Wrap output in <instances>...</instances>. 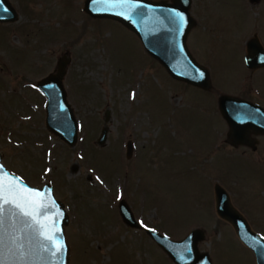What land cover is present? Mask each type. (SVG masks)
<instances>
[{"label":"rangeland","instance_id":"1","mask_svg":"<svg viewBox=\"0 0 264 264\" xmlns=\"http://www.w3.org/2000/svg\"><path fill=\"white\" fill-rule=\"evenodd\" d=\"M84 1L8 0L18 19L0 24L1 164L30 186H52L69 217L68 264H174L144 230L122 222L121 200L173 240L203 230L198 247L212 264H256L217 217L214 186L264 237V152L232 148L218 108L221 96L248 86L264 97V67L245 63L249 39L264 49V0H192L187 47L210 91L174 80L133 32L89 17ZM64 56L63 87L79 123L73 147L46 128V98L35 88Z\"/></svg>","mask_w":264,"mask_h":264},{"label":"water","instance_id":"2","mask_svg":"<svg viewBox=\"0 0 264 264\" xmlns=\"http://www.w3.org/2000/svg\"><path fill=\"white\" fill-rule=\"evenodd\" d=\"M257 1L250 0L251 3ZM191 5L192 0H85L83 10L93 19L114 20L133 32L146 53L174 80L210 91L212 84L208 71L194 60L187 47L188 34L196 24L190 14ZM5 8L6 12L0 11V23L15 22L18 14L14 7L8 0H0V10ZM179 16L184 17L182 27L178 26ZM246 47V66L249 69L264 67V49L257 38L249 39ZM69 62L68 57L59 58L55 72L41 79L35 88L46 98V128L67 146L73 147L78 140L79 123L63 87ZM218 108L229 128L228 143H247L250 131L264 134V108L230 96H221ZM107 121L108 113L105 123ZM107 132L105 125L96 140L99 147L105 145ZM132 150V143L127 142V158ZM0 180L8 186L10 199L15 196L19 200V190H24L25 196L34 201L33 204L24 205L32 215H21L22 223L15 232L18 243L25 245L24 251L32 256L36 264H68L69 246L64 229L69 217L63 203L54 197L52 186L46 183L37 188L26 184L6 170L1 164V155ZM214 198L217 217L233 227L238 240L252 252L256 264H264V237L250 228L246 219L232 205L227 191L218 184L214 186ZM118 212L127 227L144 229L174 264H212L208 253L201 252L198 247L205 238L203 230L194 229L183 239L173 240L153 229L144 228L134 218L125 200L119 202ZM25 232L28 239H25Z\"/></svg>","mask_w":264,"mask_h":264},{"label":"snow or ice","instance_id":"3","mask_svg":"<svg viewBox=\"0 0 264 264\" xmlns=\"http://www.w3.org/2000/svg\"><path fill=\"white\" fill-rule=\"evenodd\" d=\"M0 11L6 12L7 9ZM183 21L184 17L179 16L178 26L182 27ZM19 197V200L15 196L10 199L8 186L0 180V264H6L8 261L12 264H36L32 256L24 251L25 245L18 243V237L15 235L18 225L22 223L21 215L23 217L32 215V212L26 210L24 205L33 204L34 201L25 196L24 190H19ZM25 239H28L27 232H25Z\"/></svg>","mask_w":264,"mask_h":264},{"label":"flooded vegetation","instance_id":"4","mask_svg":"<svg viewBox=\"0 0 264 264\" xmlns=\"http://www.w3.org/2000/svg\"><path fill=\"white\" fill-rule=\"evenodd\" d=\"M259 92H261V91L254 89L251 86L250 87L248 86L247 88H244L242 91H240L241 94H239L238 96H234V98L244 100L246 102H249L251 104H255V105H258V106L264 108V97ZM247 138H248V140H247V143H245V144L241 143V142H238L236 145H232L231 143H228V144L232 148L242 149V154H247V156L248 155L251 156L249 153L254 155L258 151L264 152V143H263L264 142V134L257 133L255 131H250L248 133ZM262 145H263V147H262Z\"/></svg>","mask_w":264,"mask_h":264}]
</instances>
